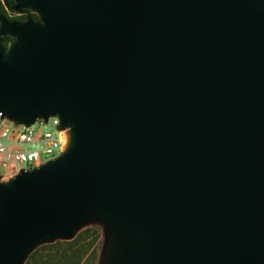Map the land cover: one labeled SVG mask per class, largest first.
<instances>
[{
  "label": "water",
  "instance_id": "1",
  "mask_svg": "<svg viewBox=\"0 0 264 264\" xmlns=\"http://www.w3.org/2000/svg\"><path fill=\"white\" fill-rule=\"evenodd\" d=\"M11 11L37 21L0 14V116L68 142L0 181V264L94 219L124 243L112 264H264V0Z\"/></svg>",
  "mask_w": 264,
  "mask_h": 264
},
{
  "label": "built area",
  "instance_id": "2",
  "mask_svg": "<svg viewBox=\"0 0 264 264\" xmlns=\"http://www.w3.org/2000/svg\"><path fill=\"white\" fill-rule=\"evenodd\" d=\"M49 125L50 129L45 132ZM58 125L55 117H50L47 122L38 120L26 127L0 116V180L21 170L38 168L63 153L68 138L66 130H58Z\"/></svg>",
  "mask_w": 264,
  "mask_h": 264
},
{
  "label": "rangeland",
  "instance_id": "3",
  "mask_svg": "<svg viewBox=\"0 0 264 264\" xmlns=\"http://www.w3.org/2000/svg\"><path fill=\"white\" fill-rule=\"evenodd\" d=\"M6 13L7 16L11 19L23 16L25 17L26 20L27 18H29V14L31 12L22 11L20 13H17L11 10H6ZM5 43L8 44L9 41ZM2 44L4 45L3 40H2ZM49 129H50V125L45 129V132L48 131ZM3 174L4 173L1 171V175ZM82 231L83 232L87 231V234H85V241L87 244H89L88 254L89 255L91 254V258L87 259L85 262H82L81 264H112L114 261L115 262L118 261V258L122 256V253H120V251L122 250L124 243L119 237V235L116 233V231L113 229V227L106 220L104 219L86 220L79 227L77 233ZM56 241H61V240H55L54 242ZM54 242H48V240H45L44 242L37 245V247H35L32 252H34L41 246L52 244ZM39 255L40 256L42 255L41 257L46 256L42 254V251H40L37 256ZM27 258L25 259V261L27 260Z\"/></svg>",
  "mask_w": 264,
  "mask_h": 264
},
{
  "label": "trees",
  "instance_id": "4",
  "mask_svg": "<svg viewBox=\"0 0 264 264\" xmlns=\"http://www.w3.org/2000/svg\"><path fill=\"white\" fill-rule=\"evenodd\" d=\"M16 1L0 0V14L10 22H23L25 21L23 16L14 19L7 16L6 10H11ZM29 18L37 21V17L34 14L30 13ZM2 40L4 42L3 46L6 47L7 43L5 42L10 41V39L4 37ZM85 234H87V231H82L77 233L71 241H56L52 244L41 246L28 256L24 264H81L91 258V254H88L89 244L85 241ZM40 251L46 256H37Z\"/></svg>",
  "mask_w": 264,
  "mask_h": 264
},
{
  "label": "bare ground",
  "instance_id": "5",
  "mask_svg": "<svg viewBox=\"0 0 264 264\" xmlns=\"http://www.w3.org/2000/svg\"><path fill=\"white\" fill-rule=\"evenodd\" d=\"M66 135L68 136V131L66 130Z\"/></svg>",
  "mask_w": 264,
  "mask_h": 264
},
{
  "label": "flooded vegetation",
  "instance_id": "6",
  "mask_svg": "<svg viewBox=\"0 0 264 264\" xmlns=\"http://www.w3.org/2000/svg\"><path fill=\"white\" fill-rule=\"evenodd\" d=\"M24 22V21H23Z\"/></svg>",
  "mask_w": 264,
  "mask_h": 264
}]
</instances>
